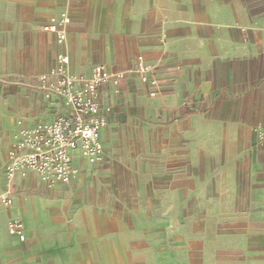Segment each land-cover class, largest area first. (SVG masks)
Wrapping results in <instances>:
<instances>
[{
	"label": "crops",
	"instance_id": "crops-1",
	"mask_svg": "<svg viewBox=\"0 0 264 264\" xmlns=\"http://www.w3.org/2000/svg\"><path fill=\"white\" fill-rule=\"evenodd\" d=\"M30 11L40 27L62 11L71 17L62 40L43 28L32 32L46 50L40 74L51 71L63 54L78 78L90 77L97 64L122 72L119 86L99 88L107 120L129 115L153 122L160 136L184 140L185 155H192L199 139L201 145L221 140V163L248 160L250 181L264 190V0H37ZM140 61L157 71L155 97L136 72ZM51 119H18L10 128L7 153L0 155V191L8 187L5 168L19 122L29 126ZM101 139L104 162V134ZM95 165L78 155L72 180L53 186L32 171L16 176L12 204H0V264H160L159 222L140 200L129 212L80 214L59 197ZM34 187L43 194L30 193ZM13 220L23 223L24 241L9 233Z\"/></svg>",
	"mask_w": 264,
	"mask_h": 264
},
{
	"label": "rangeland",
	"instance_id": "rangeland-1",
	"mask_svg": "<svg viewBox=\"0 0 264 264\" xmlns=\"http://www.w3.org/2000/svg\"><path fill=\"white\" fill-rule=\"evenodd\" d=\"M36 3L0 0L1 156L18 119H51L65 111L36 87L46 53L32 35L42 28L30 17ZM30 97L33 102H27ZM158 128L129 115L108 117L102 133L106 160L103 155L59 197L80 214L129 212L140 200L150 219L159 222L160 264H264V190L250 181L248 160L221 163L217 139L202 145L199 139L192 155H185L184 140L174 143ZM30 193L43 194L39 187Z\"/></svg>",
	"mask_w": 264,
	"mask_h": 264
},
{
	"label": "built area",
	"instance_id": "built-area-1",
	"mask_svg": "<svg viewBox=\"0 0 264 264\" xmlns=\"http://www.w3.org/2000/svg\"><path fill=\"white\" fill-rule=\"evenodd\" d=\"M70 21L68 12L62 11L42 28L56 33L62 40L66 36L64 26ZM69 62V56L63 54L51 71L37 77V89L57 98L65 111L51 120L38 121L29 126L19 122L5 168L8 187L0 191V204H12L11 188L19 174L35 172L48 186L69 183L76 172L74 162L78 155L88 163L96 164L104 154L101 134L108 120L99 100V88L104 83L119 86L125 76L122 72H112L97 64L90 77L78 78L70 73ZM136 72L148 85L149 95L157 96L159 78L155 67L140 61ZM8 229L21 241L26 239L20 220H13Z\"/></svg>",
	"mask_w": 264,
	"mask_h": 264
},
{
	"label": "water",
	"instance_id": "water-1",
	"mask_svg": "<svg viewBox=\"0 0 264 264\" xmlns=\"http://www.w3.org/2000/svg\"><path fill=\"white\" fill-rule=\"evenodd\" d=\"M205 93V90L204 89H201V91L198 93V95H197V100H199L200 101V99H201V97H202V95Z\"/></svg>",
	"mask_w": 264,
	"mask_h": 264
}]
</instances>
